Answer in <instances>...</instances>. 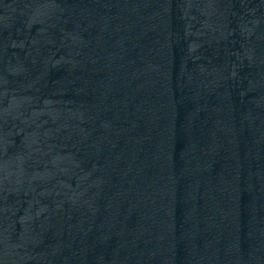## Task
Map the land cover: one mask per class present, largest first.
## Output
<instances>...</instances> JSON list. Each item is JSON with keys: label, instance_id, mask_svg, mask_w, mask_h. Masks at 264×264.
<instances>
[{"label": "water", "instance_id": "95a60500", "mask_svg": "<svg viewBox=\"0 0 264 264\" xmlns=\"http://www.w3.org/2000/svg\"><path fill=\"white\" fill-rule=\"evenodd\" d=\"M0 264H264V0H0Z\"/></svg>", "mask_w": 264, "mask_h": 264}]
</instances>
